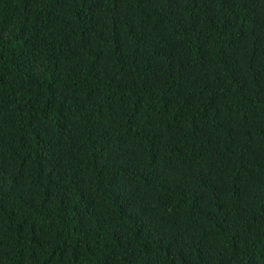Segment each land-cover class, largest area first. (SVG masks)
Returning <instances> with one entry per match:
<instances>
[{
    "label": "trees",
    "instance_id": "obj_1",
    "mask_svg": "<svg viewBox=\"0 0 264 264\" xmlns=\"http://www.w3.org/2000/svg\"><path fill=\"white\" fill-rule=\"evenodd\" d=\"M0 264H264V0H0Z\"/></svg>",
    "mask_w": 264,
    "mask_h": 264
}]
</instances>
